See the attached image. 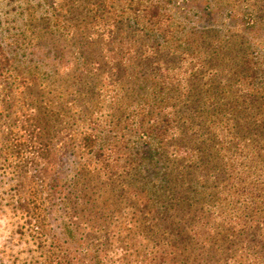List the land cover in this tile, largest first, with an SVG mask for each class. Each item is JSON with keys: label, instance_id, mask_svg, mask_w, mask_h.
<instances>
[{"label": "rangeland", "instance_id": "obj_1", "mask_svg": "<svg viewBox=\"0 0 264 264\" xmlns=\"http://www.w3.org/2000/svg\"><path fill=\"white\" fill-rule=\"evenodd\" d=\"M126 25L139 55L129 73L140 70L128 84ZM190 103L185 127L207 116L219 157L248 156L210 242L231 264H264V0H0V264H160L175 230L189 232L162 208L158 142L167 121L179 140Z\"/></svg>", "mask_w": 264, "mask_h": 264}, {"label": "trees", "instance_id": "obj_2", "mask_svg": "<svg viewBox=\"0 0 264 264\" xmlns=\"http://www.w3.org/2000/svg\"><path fill=\"white\" fill-rule=\"evenodd\" d=\"M126 26L125 28L121 26V83L125 82V84H128L129 80L140 70H137L134 76L129 73L128 66L135 64L139 55L138 53L136 54L135 49L132 47L133 41H129V39L133 37L135 28L128 25ZM139 60L141 61V59ZM140 73L141 78V75L144 74L142 72ZM142 78L141 81L144 80L145 77L142 76ZM174 78L177 77L173 75L170 76V81H173ZM170 81L168 80L169 83H172ZM137 83L138 82H134L129 86H125V89H127L126 91H129V93L133 91ZM187 96L188 98H190V96L192 97V93L190 94L188 92ZM185 107V109H180V113L183 117L180 121V125L182 126L180 128L178 127V130H176L179 140L174 141L172 138V135H175L174 130L176 127L171 124L170 121H167L168 127L166 126L167 128L162 130L163 133H165L171 129V133L173 134L167 139L164 136V138L158 142L159 149L157 152V159L162 161L164 170L162 172L158 170L157 173L159 174L155 176L157 180L154 184L157 190L165 188L166 191L172 192L170 207H168V205L162 206V208L166 207L167 209H172L175 213L174 215L179 216V225H182L186 230L188 229L189 233L184 232L183 234V231L175 230V236L170 244H168V251H162L159 258L161 262L167 259V262L164 261L163 264H231L230 261H232L233 256L221 258V254L217 253L221 245L218 244L216 238L210 242V235L213 234L215 236L219 233V227L215 226L214 220L218 216H221V212L217 211V208H222L221 196L224 191L226 192L235 188L236 185L239 186L240 182H245L244 176H239L238 173L242 174L247 172V170H245L246 160L248 159L246 148H244V146L239 148L240 152L238 154L230 151L228 156L219 157L217 151L220 152L222 145L217 141L220 138H218L214 130H211L215 120H210V122L207 123L208 119L206 116L203 118V123H201L202 119H195L197 122L194 124L195 126L190 127L187 124L185 127L186 120H190L192 117L197 116L196 108H194L191 103L187 104ZM139 112L138 108L134 109L135 116L138 115ZM198 125L200 129H198ZM189 129L191 130L189 131ZM136 130L138 138L141 139L143 143H148L146 137L148 138L152 135L147 132L150 131V128H145L144 123L140 122L137 124ZM200 130L201 132L198 133V135L195 134L196 131ZM245 138V134L240 140L236 138L238 141H236L234 147L240 145ZM233 139L235 138H232V140ZM88 140V134L83 135L81 137L82 146L86 147V145H88ZM228 143H230V141ZM229 150L230 149H228V151ZM143 153H146L145 149ZM233 165L241 166L243 170L234 172ZM190 175H193V178ZM124 179H126V177H121V181L123 180V189L126 188L125 190L127 191L129 190V185L127 184L129 183ZM144 183L145 182L141 184ZM207 183L210 184V188H207ZM196 186L202 188V190L199 191L201 193L207 190L202 200L200 197L194 198L191 194ZM244 188L245 187L242 186V191L245 190ZM134 197L136 200H139L137 195H134ZM147 201H149V198ZM258 225H260V223ZM201 227L207 232L206 237H204L202 241L197 238L198 235L199 237L201 235L198 233ZM260 257L261 256L258 254H254V259H259ZM153 260H155V255L152 257V261ZM161 262L160 264H162Z\"/></svg>", "mask_w": 264, "mask_h": 264}]
</instances>
